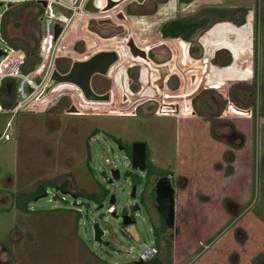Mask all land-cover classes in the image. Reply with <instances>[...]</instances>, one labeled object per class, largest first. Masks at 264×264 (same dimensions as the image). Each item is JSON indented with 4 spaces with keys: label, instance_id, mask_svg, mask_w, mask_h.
<instances>
[{
    "label": "rangeland",
    "instance_id": "rangeland-1",
    "mask_svg": "<svg viewBox=\"0 0 264 264\" xmlns=\"http://www.w3.org/2000/svg\"><path fill=\"white\" fill-rule=\"evenodd\" d=\"M86 1L55 0L52 4L56 15L66 16L64 31L55 43L54 53L58 56L53 71L64 73L74 58L85 60L108 50L105 46L129 45L133 40L148 53L154 66L166 65L170 73L165 88L159 90L152 83V63L131 53L119 66H112L107 75L92 76L94 91L116 92L103 106L83 105L71 83H59L51 93L41 96L43 91L35 92L26 99L24 106H20L21 112L11 118L9 138L0 140V192L4 195L0 200V246L9 252H0V264L7 258L11 262L5 264H135L140 246L155 244L153 228L161 223L153 190L165 172H169L174 189H179L178 211L174 228L160 234L161 239L171 240L172 248L167 249L161 242L156 264H167L172 259L176 264L175 245L185 249L193 244L181 262L191 264L211 247L218 236L213 242L211 238L222 229L221 234L228 230V235L220 237L225 246L214 257V264H264V0H111L115 2L107 10L96 0L101 12L78 15L80 7L87 11ZM223 5L236 8L226 13L208 8ZM240 7L246 8L247 13L237 10ZM219 14L233 24L244 22L249 14L252 19L238 28L219 21ZM45 15H49V10L36 1L17 2L10 7L2 3L0 49H9L11 45L31 51V58L37 54L39 59L40 18ZM184 17L206 19L187 40L176 38L189 43L190 58L200 59L194 70L190 69V62H185L184 42L171 46L159 32L163 24ZM229 57L231 63L222 65ZM51 68L52 63L43 75V83L48 82ZM154 76L157 83L161 82L163 70L158 69ZM227 78L247 80L230 83L226 92L215 90L223 89L224 83L217 81ZM209 83L215 89L203 88ZM11 87L4 83L0 88L3 100L7 101ZM228 103L239 110H252L255 106V113L225 114ZM161 104L178 105L179 112L186 114L192 104L196 115L180 118L176 113H158ZM71 106L75 111H68ZM9 118L10 114H0V132ZM179 127L182 153L178 156ZM244 132L252 139L250 159L243 153L241 160H248L246 164L251 170V196L246 209L240 207L236 212V206L226 199L218 207L222 185L218 177L230 173L233 149L245 142ZM189 136L194 145L186 147ZM116 140L128 145L146 142L147 170L150 168L152 174L132 170L130 156L119 150ZM113 168L119 170L120 178L110 183ZM243 169L241 177L247 180L248 169ZM183 170L188 177L180 175ZM212 170L220 174L211 175ZM133 180H138L135 198L130 197ZM47 182L52 184L47 188L48 196L34 200L39 194L34 195L27 211L16 206V194L38 192ZM63 185L69 191L79 192L76 203H83L82 206L73 205L74 199L68 194L59 193L57 200H51L54 187ZM183 188L186 190L182 193ZM104 192L108 194L102 201L100 197L94 200L82 194L101 196ZM110 195L115 197V214L107 212ZM135 201L140 208L134 212L133 222L122 223V215ZM203 202H209L211 214L219 211L221 218L219 213L209 216V205L204 208ZM249 210L263 215L261 223L254 221L258 223L255 226L250 220L245 222L251 225L252 239L235 218ZM95 223L104 231L108 246L94 241ZM195 237L196 241H192ZM250 248L253 251L247 252ZM213 255L214 252H208L199 263Z\"/></svg>",
    "mask_w": 264,
    "mask_h": 264
},
{
    "label": "water",
    "instance_id": "water-1",
    "mask_svg": "<svg viewBox=\"0 0 264 264\" xmlns=\"http://www.w3.org/2000/svg\"><path fill=\"white\" fill-rule=\"evenodd\" d=\"M139 2H142L143 0H138ZM43 6L46 5L45 1L40 2ZM1 5V3H0ZM11 6V4H9ZM85 10L87 11H97V8L94 5V0H87L85 3ZM251 17L249 15H246V18ZM110 21V20H106ZM62 30V26L60 24H55L54 26V37L57 38L60 31ZM130 46V52L134 56H141L143 58H146L149 60L147 53L139 48L133 40L129 42ZM188 43L184 41L183 51H184V57L185 62H191V61H200V59L192 60V58L189 57L188 52ZM5 52L0 49V56L3 55ZM119 56L118 53L115 50H103L96 52L92 54L90 57H88L85 60H74L71 63V66L68 71L61 73L58 70H54L51 74L43 92L41 93V96L46 95L50 90L55 87V85L59 83H72L78 86V88L81 90L83 96L87 100L92 101H108L110 100V92L105 93H97L92 89L91 86V79L92 76L95 74H101L106 75L112 66L113 63H115L118 60ZM153 65L152 68V83L158 87L159 90H163L165 88V81L167 76L170 73V68L168 69V66H164L162 68H158L154 66V62L149 60ZM158 69L163 70V78L161 82H156V78L154 74L158 72ZM193 81L195 80V76H192L191 78ZM229 107V108H228ZM227 111L224 112L225 114H236V115H249L250 110H244L239 108H236L231 103H228ZM171 109V111H167ZM230 109V110H229ZM68 111H75L74 106H71ZM178 113L179 107L175 104H161L159 108V113ZM238 112V113H237ZM119 150L121 147H118ZM131 168L132 170H138L140 172H144L146 169V143L141 141L133 142L132 144V150H131ZM120 178L119 170L116 168H113L110 170V178L109 182H113V180H118ZM154 192H155V202H156V208L163 219L166 227L168 229H172L175 226V189L172 186L169 177L168 176H161L158 178V180L155 183L154 186ZM59 193L61 194H68L73 199V205H76L77 207H80L83 205V203H76L77 196L69 191L59 189L58 187H54V192L51 200L55 201L58 199ZM48 196V191L45 190L43 193L39 194L35 197L34 200H37L41 197ZM130 197L135 198L136 197V185L132 184L131 186V192ZM115 202L114 195H110L109 197V203L113 204ZM140 208L138 201H135L133 204L128 205V213L123 214L121 217L122 223L124 224H130L133 222L131 214L134 213L136 210ZM115 214V212H113ZM104 231L100 226L95 223L93 226V239L96 241L99 245L108 246L110 242L108 240L103 239ZM144 262L138 260L135 261V264H143Z\"/></svg>",
    "mask_w": 264,
    "mask_h": 264
},
{
    "label": "built area",
    "instance_id": "built-area-1",
    "mask_svg": "<svg viewBox=\"0 0 264 264\" xmlns=\"http://www.w3.org/2000/svg\"><path fill=\"white\" fill-rule=\"evenodd\" d=\"M25 1H45L46 5L44 8L49 10V15H45L40 18L42 25V34L41 39L39 40L38 52L40 58L32 70L28 72H24L22 70L26 60L24 50L13 48L11 46L9 49H2L5 53L0 56V88L4 83H10L13 80L15 93V100L12 106H4L3 99L0 96V114H10V118L7 120L4 130L1 133V138L4 139L9 138L8 129L11 125V118L14 114L21 112L20 106H24L26 99L31 96V94L35 92H42L44 90L47 83L42 82L44 77L43 75L45 74V71L50 63H52V68L49 72L48 80L53 73L55 59L58 56L56 53H54L56 46L55 43L62 35L65 27L64 21L66 20V16L61 13L56 15L54 13V9L52 8V4L55 2V0H0V3H7L9 5ZM55 24H60L62 26V30L60 31L57 38L54 37ZM171 38L173 39L174 37ZM105 161L110 163L107 158ZM107 212H115V206L113 204H109ZM158 252V248L154 243H145L140 246V249L136 254V260H140L142 262L151 261L157 257Z\"/></svg>",
    "mask_w": 264,
    "mask_h": 264
},
{
    "label": "crops",
    "instance_id": "crops-1",
    "mask_svg": "<svg viewBox=\"0 0 264 264\" xmlns=\"http://www.w3.org/2000/svg\"><path fill=\"white\" fill-rule=\"evenodd\" d=\"M109 0H99V2H98V4L99 3H102V6H104L105 7V9L107 10V9H109V8H111V6H113V3L115 2H112L111 0L108 2ZM100 11H101V8H100ZM250 16V15H249ZM251 18V17H250ZM227 25V24H226ZM229 25V24H228ZM243 27V26H242ZM239 28V27H238ZM136 41H134V43H135ZM136 44V43H135ZM105 47H108V46H105ZM1 133L2 132H0V140H2L3 138H1ZM180 127H179V133H178V141H177V146H178V156H179V153H182L181 151H180V149H182V146H181V142H180V139H181V136H180ZM245 133V136H246V140H245V142L244 143H242V144H240L238 147H236V148H234L233 149V151L235 152V156H234V158H233V160L231 161V171H230V173H225L226 174V177H222V176H220V178L218 177V181H219V183H221L222 185H221V192H220V199L218 200L219 202V205H218V207H221L222 206V203H223V201H224V199H226L228 202H229V204L230 205H235L236 206V212L238 211V208H245V206H246V204H248V202H249V200H250V196H251V170H250V168L247 166V161L245 160V163H244V161L243 162H241V160H242V157H243V153H247L248 154V159H250V157H251V146H252V144H251V136H250V138H249V134L251 133L250 131H249V134H247L246 132H244ZM12 136V135H11ZM192 139V137L191 136H189L188 137V140L186 139L185 140V146L186 147H188V146H193L194 144H190V142L192 141L191 140ZM183 151V150H182ZM179 158V157H178ZM191 161H192V159L191 158H189ZM217 159V158H216ZM219 159H221V157H219ZM240 162V163H239ZM246 164V165H245ZM178 165H180V164H178ZM209 165V164H208ZM223 165H226V163L225 162H223ZM243 168H246V169H248V178H247V180H246V177H245V179H243L241 176H242V173H241V169H243ZM244 170V169H243ZM184 171V170H183ZM183 171H180L179 173H180V175H185L186 177H188V173L187 172H183ZM245 172H246V170H245ZM211 173V175H215V173H218V174H220V171H215V170H212V172H210ZM214 173V174H213ZM247 173V172H246ZM244 180V181H243ZM248 184V185H247ZM185 188L187 189V184H186V186H185ZM185 188H183L181 191H182V193L183 192H185ZM47 190V189H46ZM178 188H176L175 187V223H176V216H177V211H178V204H177V202H178V196H179V193H178ZM211 193V192H210ZM188 196V195H187ZM4 198V195H3V193L2 192H0V200H2ZM203 205L204 206H202V207H207L206 205H209V207H208V211H207V214L209 215V216H211L213 213H215V214H217V213H219V211L216 213V211H214V212H212V214H211V204L209 203V202H203ZM216 208H217V206H216ZM246 209V208H245ZM215 210V209H214ZM240 215H238L237 217H235V218H238L239 219V222L238 223H240V225L241 224H243L242 226L247 230V235H248V237H249V235H250V237H251V239H252V235H254V234H252L251 233V225L250 224H246L245 222L247 221V223H249V221L248 220H250V222L251 223H254V226L256 225V224H258V223H261L260 221L262 220L261 218L260 219H258L259 217L253 212V211H251V210H249V211H247L245 214H244V216L242 215V217H241V212L239 213ZM207 215V216H208ZM221 215H220V213H219V218H221L220 217ZM224 216H225V214H224ZM249 218V219H248ZM235 220V219H234ZM259 221L258 223H255L254 221ZM263 223V222H262ZM248 226V227H247ZM248 228V229H247ZM223 232V231H222ZM221 232V233H222ZM219 234V236H218V239L216 240V241H214V240H211L210 242H213L212 243V245H211V247L208 249V250H205L204 252H202L201 254H199L198 255V257L195 259V260H193L192 262H191V264H214V261H215V259H214V257L216 256V257H218V255H220V253H221V251L223 250V249H221V247H223V246H225V245H223L222 244V242H221V240H220V237H222L223 236V234H227L228 235V230L226 231V232H224L223 234ZM246 235V236H247ZM23 236V235H22ZM194 236H196V235H194ZM212 237V236H211ZM192 241H196V237H195V239L194 240H192ZM208 241V240H207ZM14 243H16V242H14ZM228 243V242H227ZM245 243V242H244ZM243 244V243H242ZM191 246H193V244L192 245H190V244H188L186 247H185V249L184 248H182L181 246H179V248H178V245L176 246L175 245V247H174V250H176L175 252H174V261H175V263L176 264H182L183 263V259L185 258V256H186V254L188 253V252H185L187 249H188V247H191ZM220 248V249H219ZM252 248H250V250L249 251H247V252H252L253 250H251ZM194 250V248H192V252H194L193 251ZM8 252L6 249H5V247H3V246H0V252ZM178 251V252H177ZM182 251V252H181ZM190 251V252H191ZM189 252V253H190ZM208 252H214V255H213V257L212 258H210L208 261H202V262H200L199 263V261H200V259H202ZM173 253V252H172ZM217 253V254H216ZM172 256H173V254H172ZM182 262V263H181ZM170 264H173V259L171 260V263Z\"/></svg>",
    "mask_w": 264,
    "mask_h": 264
},
{
    "label": "trees",
    "instance_id": "trees-1",
    "mask_svg": "<svg viewBox=\"0 0 264 264\" xmlns=\"http://www.w3.org/2000/svg\"><path fill=\"white\" fill-rule=\"evenodd\" d=\"M208 8H212L214 10L222 11V13H226L225 11H230V9H232V8H224V7H208ZM239 9L244 10L245 13H247V11H248V10H246V8H243V7L237 8V10H239ZM218 16L221 18V20H219V21H223V19L226 18V16L224 14L223 15L219 14ZM227 21H229V20H227ZM205 23H206V19H203V18L202 19H198V20L194 19V18H186V17H184V18H175V19H172V20L168 21L167 23L163 24L160 27L159 32L165 37H174L175 39L174 38L173 39L172 38H170V39H168V38H164L163 39L162 38V39L165 42H167L168 44H170L171 46H176V45L184 42L182 39H177L176 40L177 37H180V38H183V39L187 40L188 38L191 37V35L195 31H197L199 28H201ZM212 25L213 24H211L210 26L207 27V31L212 27ZM175 43H177V44H175ZM11 47H13V46H11ZM35 49L37 50V43H36V45L34 47V50ZM24 52H25V55H26V60H25V63L23 65V67H22V70L24 72H28V71H30V70H32L34 68V65L38 63L39 59L37 57V54L35 55V58H31V56H30L31 55V51L29 52V51L24 50ZM230 61H231V57H229V59L222 65L228 64ZM10 84L12 86L10 88L12 92H11V94H9L7 101L3 100V104L6 107L7 106H11L13 104V102H14V99H13V91H14L13 84H14V82H13V80L10 82ZM0 92H2L1 89H0ZM254 113H255V106L252 107V115H254ZM262 114H263V111H262ZM96 132H97V130H94L93 134H95ZM87 153H88L87 154V159L89 161V159H90V151H89V149H88ZM129 156H130V154H129ZM147 171H148L147 176L152 174L151 173L152 172L151 169H149ZM163 174H164L163 176H168L169 172H165ZM137 181L138 180H133V184L137 185L136 184ZM49 186L52 187V184H50V182H47V184L43 185L38 192H30V193H25V194H16L15 195V201H16L15 204H16V206H18L20 209H23V210L27 211L28 208L26 206L32 200L34 195L44 192ZM184 186H186V185H184ZM59 189L69 191V190H67L65 185L60 186ZM69 192L75 194L76 196L79 195V192H72V191H69ZM82 194L86 198H91V199H94V200L100 197V199L102 201V199L104 197H106V195L108 193L104 192L101 196H96L94 193H82ZM154 195H155V193H154ZM19 197L21 198V200H20ZM255 214L259 218L262 219L263 215L260 212H258V211L256 212V210H255ZM77 219H79V215L78 214L76 215V221H77ZM160 223L161 224H160L159 227L153 228V232H154V234L156 236L155 244H156V246L158 248V251L160 249L161 242H163L165 244L167 249L168 248H172L171 240H169V239L163 240V239L160 238V234L164 233L166 231V229H167V227H166L163 219L161 218V216H160ZM222 231H223V229L220 230L215 236H213L214 238L212 237L211 239L212 240L215 239L217 236H219V234ZM167 253L169 254V256L171 255V252H167ZM144 263L145 264H156L157 261L155 259H152L151 261L144 262ZM170 263H171V261L167 262V264H170Z\"/></svg>",
    "mask_w": 264,
    "mask_h": 264
},
{
    "label": "flooded vegetation",
    "instance_id": "flooded-vegetation-1",
    "mask_svg": "<svg viewBox=\"0 0 264 264\" xmlns=\"http://www.w3.org/2000/svg\"><path fill=\"white\" fill-rule=\"evenodd\" d=\"M96 1V0H95ZM37 3H40V2H37ZM15 3H13V4H11V5H14ZM41 4V3H40ZM9 6V5H8ZM235 5H227V6H225V5H223V6H212V7H224V8H236V7H234ZM10 7V6H9ZM44 7V6H43ZM250 15V14H249ZM250 19H252V18H250V17H248V18H246V20L244 21V22H242V23H240V24H233V23H231L230 21H227V20H223V21H225L226 23H229L230 25H234V26H236V27H242V26H245L248 22H249V20ZM217 22V21H216ZM216 22H214L213 23V25H215V23ZM212 25V26H213ZM162 35V34H161ZM163 36V35H162ZM252 34H250V39H252ZM164 38H171V37H165V36H163ZM188 50H189V43H188V48H187V52H188ZM230 50V49H229ZM231 51V50H230ZM232 53V52H231ZM147 55H148V53H147ZM172 55H173V51H172ZM149 58V57H148ZM74 60H76V58H74ZM192 60H194V58H192ZM231 61H232V59H231ZM162 63H164V62H162ZM161 63V64H162ZM191 63V62H190ZM231 62H229L228 64H225L224 66H227V65H229ZM198 64H199V61H198ZM92 80V79H91ZM243 80H247V79H240V78H227V79H225V80H220V81H217V83H219V82H223L224 83V88L223 89H215L214 87H211V85L213 84V83H209L208 85H206V86H204L203 88H210V89H215V90H218L219 92H226V89H227V87L230 85V83H232V82H239V81H243ZM70 87L72 88V91H74L75 93H76V95H77V99H78V101H80L83 105H95V106H103L104 104H107V103H104V102H101V103H87V102H85L84 100H83V96L81 95V92H80V89L79 88H77V86L75 85V84H72L71 83V85H70ZM179 90V88L178 89H176V91H178ZM173 91H175V90H173ZM106 92H110V95L112 96V97H114V93H116L115 91H114V89H110V90H107ZM103 93H105V92H103ZM159 108H160V106H159ZM159 108H158V110H157V112L159 113ZM136 111V110H135ZM179 111H181V110H179ZM238 113V112H237ZM250 113H251V116H252V110L250 109ZM177 114V116H179L180 118H187V117H193V116H195L196 115V110L195 109H193V106H192V104H191V110H190V112L188 113V114H186V113H182V112H178V113H176ZM134 115H137V113H135ZM174 115V114H173ZM172 115V116H173ZM175 116V115H174ZM211 118V117H210ZM209 118V119H210ZM208 119V121H210ZM233 134L235 135L236 134V132H235V130H233ZM118 141V147H121V149L120 150H124L125 151V153L129 156V154H130V158H131V150H132V144H133V142H131V144H124L122 141H119V140H116V142ZM134 142H136V141H134ZM142 142V141H141ZM146 143V142H145ZM148 152V145H147V143H146V169L145 170H147V158H148V156H147V153ZM151 166H152V164H151ZM150 169V168H149ZM148 169V170H149ZM145 172V171H144ZM128 213V211H125L124 212V214H127ZM133 214L134 213H132L131 214V216H132V218H133ZM75 218H76V216H75ZM8 254H9V252H7ZM8 257V256H7ZM6 262H11L10 260H9V258H7V259H5V260H3L2 261V263H6Z\"/></svg>",
    "mask_w": 264,
    "mask_h": 264
},
{
    "label": "bare ground",
    "instance_id": "bare-ground-1",
    "mask_svg": "<svg viewBox=\"0 0 264 264\" xmlns=\"http://www.w3.org/2000/svg\"><path fill=\"white\" fill-rule=\"evenodd\" d=\"M94 5L97 8V11H83V9H81V7H80L79 9L81 11L79 10L80 12L79 11H76V12H77L78 15L81 14L82 12H88L89 14H96V13L101 12L99 6H97L96 3H95V0H94ZM75 15H76V13H75ZM104 49L115 50L118 53L119 58H118V60L115 63L112 64V66H119L125 59L129 58L130 55H131L130 47L126 43H120L118 45L104 47ZM194 60H197V59H194ZM198 65H199L198 61H191L190 69L194 70L195 68H197ZM112 66L110 68H112ZM77 88H78V86H77ZM80 92H81V90H80ZM81 95L83 96L82 92H81ZM112 99H113V97L110 95V100H108V101H111ZM83 100L85 102H87V103H101V102L108 103V101L87 100V99L84 98V96H83Z\"/></svg>",
    "mask_w": 264,
    "mask_h": 264
}]
</instances>
